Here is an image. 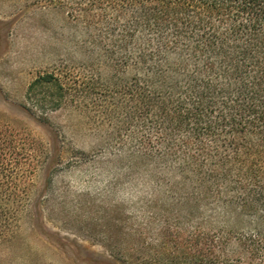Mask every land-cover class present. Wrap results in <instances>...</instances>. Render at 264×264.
I'll return each instance as SVG.
<instances>
[{"label": "trees", "instance_id": "16d2710c", "mask_svg": "<svg viewBox=\"0 0 264 264\" xmlns=\"http://www.w3.org/2000/svg\"><path fill=\"white\" fill-rule=\"evenodd\" d=\"M92 29L127 73L132 152L155 158L156 184L214 193L243 232L159 241L129 264H264V0H34ZM54 85L53 73L29 85ZM62 91V92H61ZM38 154L0 127V244L28 201ZM177 180L173 181V179ZM197 200V199H195ZM199 201V200H197Z\"/></svg>", "mask_w": 264, "mask_h": 264}, {"label": "rangeland", "instance_id": "374dc122", "mask_svg": "<svg viewBox=\"0 0 264 264\" xmlns=\"http://www.w3.org/2000/svg\"><path fill=\"white\" fill-rule=\"evenodd\" d=\"M105 48L57 7L0 0V127L40 161L0 264H129L159 241L212 232L235 246L244 233L237 208H215L214 193L156 184L157 160L125 138L127 73ZM50 73L67 97L58 107L57 86L29 88Z\"/></svg>", "mask_w": 264, "mask_h": 264}]
</instances>
